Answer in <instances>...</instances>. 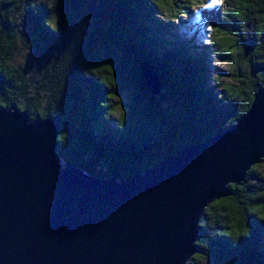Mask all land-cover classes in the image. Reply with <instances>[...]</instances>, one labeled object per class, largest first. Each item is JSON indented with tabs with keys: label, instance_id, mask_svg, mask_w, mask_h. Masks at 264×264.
Here are the masks:
<instances>
[{
	"label": "trees",
	"instance_id": "1",
	"mask_svg": "<svg viewBox=\"0 0 264 264\" xmlns=\"http://www.w3.org/2000/svg\"><path fill=\"white\" fill-rule=\"evenodd\" d=\"M200 1L0 0V109L55 117L59 161L118 180L229 128L264 83V0H221L202 44L170 42ZM260 166L204 207L187 264H264Z\"/></svg>",
	"mask_w": 264,
	"mask_h": 264
},
{
	"label": "water",
	"instance_id": "2",
	"mask_svg": "<svg viewBox=\"0 0 264 264\" xmlns=\"http://www.w3.org/2000/svg\"><path fill=\"white\" fill-rule=\"evenodd\" d=\"M57 128L0 109V264H187L204 207L264 157V83L232 126L121 180L61 165Z\"/></svg>",
	"mask_w": 264,
	"mask_h": 264
},
{
	"label": "rangeland",
	"instance_id": "3",
	"mask_svg": "<svg viewBox=\"0 0 264 264\" xmlns=\"http://www.w3.org/2000/svg\"><path fill=\"white\" fill-rule=\"evenodd\" d=\"M221 5V0H216L214 3L213 0H202L200 3L195 2L194 4L190 5V13L185 18V21L179 22L180 24L177 25V28L167 37L170 42H176V39L182 44L185 43L187 47H190V44L200 43L202 44L205 41V35L208 33V22L204 15L205 11L210 9L219 7ZM184 19V16H183ZM185 40V42H184ZM17 60H21L22 58L18 56ZM207 70L210 73H216V75L221 76V81H227L228 76H224L222 73L228 72V65L226 63H222L215 57H209L208 59V66ZM122 105L120 102L117 103V106ZM120 109L117 108L115 111L116 115L118 116ZM61 165H64L60 162ZM260 173L264 176V167H259ZM202 264H207L206 262H202Z\"/></svg>",
	"mask_w": 264,
	"mask_h": 264
},
{
	"label": "snow or ice",
	"instance_id": "4",
	"mask_svg": "<svg viewBox=\"0 0 264 264\" xmlns=\"http://www.w3.org/2000/svg\"><path fill=\"white\" fill-rule=\"evenodd\" d=\"M213 2L215 3V2H216V0H213Z\"/></svg>",
	"mask_w": 264,
	"mask_h": 264
}]
</instances>
